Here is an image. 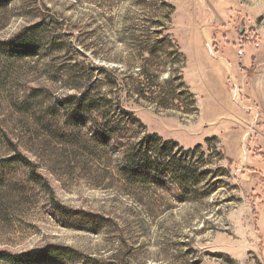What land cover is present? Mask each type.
I'll use <instances>...</instances> for the list:
<instances>
[{"label": "rangeland", "instance_id": "rangeland-1", "mask_svg": "<svg viewBox=\"0 0 264 264\" xmlns=\"http://www.w3.org/2000/svg\"><path fill=\"white\" fill-rule=\"evenodd\" d=\"M36 25L34 55L0 50V166L33 164L0 168V251L264 264V0H0L1 42ZM88 88L139 118V136L177 142L202 177L190 192L126 183L91 124H64L62 100Z\"/></svg>", "mask_w": 264, "mask_h": 264}, {"label": "trees", "instance_id": "trees-1", "mask_svg": "<svg viewBox=\"0 0 264 264\" xmlns=\"http://www.w3.org/2000/svg\"><path fill=\"white\" fill-rule=\"evenodd\" d=\"M38 28V25L32 26L12 40L0 41V50L11 52L19 50L34 55L32 51L39 49L34 36ZM79 94L62 100V106L67 109L64 124L77 131L88 123L91 124L89 139L101 147H114L120 155L118 175L126 183L143 186L171 180L178 183L183 193L187 194L192 186H195L191 183L195 184L202 178L200 174H195L194 169L197 166L187 161L184 163L178 158V152L175 151L178 145L176 141L164 139L159 134L150 132L139 136V127L146 126L132 112L115 105L105 93L88 88L81 90ZM52 109L57 113L59 111L54 110V107ZM75 130L71 132L73 136H76ZM184 153L189 155L194 151L186 150ZM1 163L6 164L0 168L14 164L30 169L33 167L31 160L22 154H15ZM31 178L41 183V177L39 178L34 170H31ZM61 210L65 211L64 208ZM73 261L78 264H99V261L85 258L72 248L59 245L18 254L0 251V263L3 264H72Z\"/></svg>", "mask_w": 264, "mask_h": 264}, {"label": "built area", "instance_id": "built-area-1", "mask_svg": "<svg viewBox=\"0 0 264 264\" xmlns=\"http://www.w3.org/2000/svg\"><path fill=\"white\" fill-rule=\"evenodd\" d=\"M241 44L239 45V48H238V54L239 55H244V52H245V48L247 47V45L245 44V42H243V41H241L240 42ZM249 44H251L250 43V40H249V42H248ZM254 45L256 46V47H258L260 44L257 42V43H254Z\"/></svg>", "mask_w": 264, "mask_h": 264}, {"label": "water", "instance_id": "water-1", "mask_svg": "<svg viewBox=\"0 0 264 264\" xmlns=\"http://www.w3.org/2000/svg\"><path fill=\"white\" fill-rule=\"evenodd\" d=\"M243 31H244V28L242 27V28H241V33H243Z\"/></svg>", "mask_w": 264, "mask_h": 264}]
</instances>
